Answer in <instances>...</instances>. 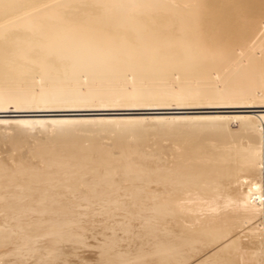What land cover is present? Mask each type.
I'll list each match as a JSON object with an SVG mask.
<instances>
[{
	"label": "bare ground",
	"instance_id": "6f19581e",
	"mask_svg": "<svg viewBox=\"0 0 264 264\" xmlns=\"http://www.w3.org/2000/svg\"><path fill=\"white\" fill-rule=\"evenodd\" d=\"M6 112L0 264H264V0H0Z\"/></svg>",
	"mask_w": 264,
	"mask_h": 264
},
{
	"label": "rangeland",
	"instance_id": "374dc122",
	"mask_svg": "<svg viewBox=\"0 0 264 264\" xmlns=\"http://www.w3.org/2000/svg\"><path fill=\"white\" fill-rule=\"evenodd\" d=\"M55 21V20H54ZM56 22V21H55ZM126 74V73H125ZM127 75V74H126ZM128 76H129V78H130V81L129 82H131V81H133V79H131V77L133 76H131L129 73H128ZM39 78H41L42 79V76H37L36 78H35V81H36V83H37V85L38 86H41L42 85V81L40 82V80L41 79H39ZM177 79V81L179 80V78H176ZM217 79H219L218 77H217ZM85 82H86V84H88L87 83V80H84ZM84 82V83H85ZM131 83H133V82H131ZM41 84V85H40ZM179 99H172V101L170 102V100H169V102L170 103H173V105H177V103L179 102L178 101ZM180 101H182L181 99H180ZM9 106L11 107H9L10 109H15L16 107H15V104L13 103H11V104H9ZM109 108H111V107H109ZM122 108H131V107H122ZM240 110V111H239ZM247 112H246V111ZM252 110H258V108H255V109H252V108H244V107H226V108H211V109H205L204 111H215V112H219V113H249L250 111H252ZM259 110H260V108H259ZM105 111H106V113H105ZM187 111H190V110H187ZM230 111V112H229ZM148 112V113H147ZM156 112H158V111H156V110H154V109H127V110H104V111H79V112H69V111H42V113L41 112H33V113H36V114H25V113H23V114H25V115H28L27 117H35V118H45V117H47L46 119H49V120H51V118H62V117H75V116H77L78 115V117H83V116H85V115H93V114H89V113H99L100 115H118V116H136V117H143V118H141V119H143L142 120V123H144L145 121H149L150 120V122H145L143 125H145L144 127H148V129H147V134H145L142 138H139V143H137L138 144V146H139V144H143V145H141L142 147L143 146H147V147H149L147 144L148 143H151V142H153L155 139H159V141H160V144H162V146L164 147V148H171L172 146H170V143H171V141H169V139L168 138H166L167 136H165V135H157V134H155V136H157V137H155V136H153L154 135V133H155V130H156V127L159 129V127L161 128V127H166L167 128V125H168V128H176V129H178V130H180L181 132H182V129L184 130V128L186 127L187 128V126H189V127H191V126H193L194 124L195 125H211L212 123L209 121H204V122H201L200 120H197V119H186V118H184V119H181L180 121H178V120H166V119H164V118H162V119H160L159 121L157 120V119H155V118H153V116H155V115H157L158 113H156ZM70 113H75V115L73 114L72 116L71 115H68V114H70ZM78 113V114H77ZM82 113V114H81ZM101 113H103V114H101ZM3 115H5V116H10V115H22L21 113L19 114V113H15V112H6V113H0V116H3ZM138 115V116H137ZM144 115V116H143ZM153 115V116H152ZM164 115H170L169 113H164ZM151 116V117H150ZM13 117V116H12ZM9 118H11V116L9 117ZM147 118V119H146ZM151 118V119H150ZM156 122H161V123H156ZM142 123H141V127L143 126L142 125ZM156 123V124H155ZM172 123H174V124H172ZM209 123V124H208ZM70 124V123H69ZM68 124V125H69ZM73 124L76 126H79V125H81V123H79V122H73ZM73 124H71V125H73ZM79 124V125H78ZM122 123L121 122H119L118 123V125H121ZM153 124H155V125H152ZM163 124H166V126L165 125H163ZM67 124H65L64 126H68ZM105 126V127H107V125H105V124H99V126ZM118 125H116V126H118ZM157 125V126H156ZM172 125V126H171ZM156 126V127H155ZM188 127V128H189ZM185 128V129H186ZM241 128H242V121L240 120L239 121V119H232V120H230L229 121V126H227V130L228 131H230V132H234V131H236L237 130V132H239L240 130H241ZM238 129H239V131H238ZM51 130V129H50ZM50 130H48L47 132L48 133H51V131ZM118 130H120V128L118 129ZM118 130H115L114 132H112L109 136H103V135H101L100 136V138H102V140H103V142H104V139H106V140H111V138H113L114 136L113 135H115L116 134V132L118 131ZM47 132H45L44 133V131L42 132H40V133H38V136H37V138H39L40 136H39V134H41V137L39 138V140H45L48 136H46L48 133ZM120 132V131H119ZM149 132V133H148ZM150 132H152V133H150ZM156 132H157V130H156ZM234 133H236V132H234ZM151 134H152V136H151ZM36 135V134H35ZM35 135H33V136H35ZM44 135V136H43ZM48 135H50V134H48ZM112 135V136H111ZM103 136V137H102ZM147 136V137H146ZM107 137V138H106ZM110 137V138H109ZM133 136H129V138L131 139ZM149 137V138H148ZM153 137H155V138H153V140H152V138ZM37 138L36 137H34V139L35 140H37ZM43 138V139H42ZM160 139H162V140H160ZM141 140V141H140ZM143 140V141H142ZM144 140H146V142H144ZM151 141V142H150ZM166 141V142H165ZM105 143H106V141H105ZM147 143V144H146ZM107 145H109V142L108 143H106ZM110 145H112L111 143H110ZM140 146V147H141ZM170 146V147H169ZM147 149V148H146ZM139 150L140 151H142V149L141 148H139ZM241 235L242 234V236L244 235L243 234V231H241V232H238L236 235ZM88 253V252H87ZM86 253V254H87ZM85 254V253H84ZM85 254V255H86ZM88 255V254H87Z\"/></svg>",
	"mask_w": 264,
	"mask_h": 264
},
{
	"label": "water",
	"instance_id": "95a60500",
	"mask_svg": "<svg viewBox=\"0 0 264 264\" xmlns=\"http://www.w3.org/2000/svg\"><path fill=\"white\" fill-rule=\"evenodd\" d=\"M25 114H29V113H25ZM30 114H36V113H30Z\"/></svg>",
	"mask_w": 264,
	"mask_h": 264
}]
</instances>
